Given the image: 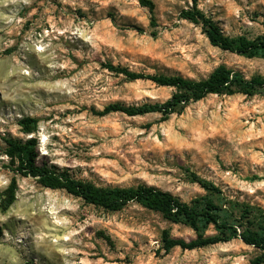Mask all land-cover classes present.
Listing matches in <instances>:
<instances>
[{"label":"rangeland","instance_id":"obj_1","mask_svg":"<svg viewBox=\"0 0 264 264\" xmlns=\"http://www.w3.org/2000/svg\"><path fill=\"white\" fill-rule=\"evenodd\" d=\"M152 1L153 14L141 0H0V52L11 49L0 55V264H264L256 262L263 251L241 238L166 252L164 230L187 240L196 232L137 202L109 211L47 188L16 175L3 153L4 137H36L39 162L57 171L101 186L145 183L188 202L207 194L194 172L234 202L239 231L264 229V89L211 94L168 119L94 113L115 102H164L175 92L108 64L194 79L220 65L248 78L264 74V57L214 46L200 25L180 17L193 0ZM199 6L227 35L264 34V0ZM26 116L39 119L36 132L22 131ZM15 176L17 199L4 211Z\"/></svg>","mask_w":264,"mask_h":264},{"label":"trees","instance_id":"obj_2","mask_svg":"<svg viewBox=\"0 0 264 264\" xmlns=\"http://www.w3.org/2000/svg\"><path fill=\"white\" fill-rule=\"evenodd\" d=\"M143 6L155 9L152 0H141ZM182 19L200 25L212 45L223 50L238 53L247 57H264V34L255 38L245 35H227L220 24L210 15L205 13L199 6V0H193L191 6L182 9ZM151 25L157 26L154 15L151 17ZM142 31V29H138ZM7 49L1 54H9ZM110 71L124 74L129 80L149 79L163 86L175 89L172 97L164 102L144 103L140 105H125L120 102L110 103L101 111H94L96 115L105 116L112 112H123L129 116L143 115L152 112L161 113L164 119H168L173 113L181 112L188 104L199 101L208 95H233L242 93L254 95L257 90L264 89V74H256L250 78L241 71L232 69L226 65L216 67L206 78L194 79L181 75L145 74L129 70L126 67L108 64ZM39 119L26 116L20 119L19 125L26 134L37 131ZM5 153L12 164V171L22 176L34 177L40 184L51 189H64L68 193L80 197L88 204L102 207L109 211H120L131 202H137L146 208L157 211L162 216L173 222L190 226L196 237L190 240L174 237L169 230L162 234V245L166 252L175 247L182 249H197L228 242L233 238H241L245 243L260 248L263 251L257 263L264 262V229L254 230L251 228L238 230L232 200L224 197L223 190L213 182L191 172L192 181L199 183L207 194L196 197L191 201H184L179 196L165 191L153 185L140 183L131 186L107 185L101 186L96 183L78 179L70 175L68 171H57L39 162L38 140L36 137L26 139L4 137ZM18 182L16 176L4 193L1 207L8 210L17 199ZM213 226L214 234H207ZM109 242L111 238L103 235Z\"/></svg>","mask_w":264,"mask_h":264},{"label":"water","instance_id":"obj_3","mask_svg":"<svg viewBox=\"0 0 264 264\" xmlns=\"http://www.w3.org/2000/svg\"><path fill=\"white\" fill-rule=\"evenodd\" d=\"M32 137V136H31Z\"/></svg>","mask_w":264,"mask_h":264}]
</instances>
